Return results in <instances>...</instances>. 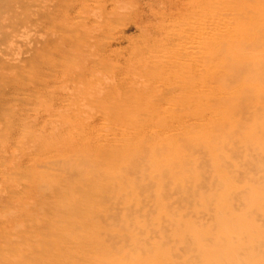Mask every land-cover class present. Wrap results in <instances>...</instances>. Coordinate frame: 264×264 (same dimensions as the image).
Here are the masks:
<instances>
[{
	"label": "rangeland",
	"instance_id": "1",
	"mask_svg": "<svg viewBox=\"0 0 264 264\" xmlns=\"http://www.w3.org/2000/svg\"><path fill=\"white\" fill-rule=\"evenodd\" d=\"M263 1L0 0V264H264V110L185 114L264 75Z\"/></svg>",
	"mask_w": 264,
	"mask_h": 264
},
{
	"label": "bare ground",
	"instance_id": "2",
	"mask_svg": "<svg viewBox=\"0 0 264 264\" xmlns=\"http://www.w3.org/2000/svg\"><path fill=\"white\" fill-rule=\"evenodd\" d=\"M264 2V1H263ZM4 8H5V6H4ZM12 8V7H11ZM13 9V8H12ZM12 9H10V10H12ZM232 14V13H231ZM234 16H236L235 14H233ZM239 15V14H238ZM242 18V17H241ZM214 21V20H213ZM258 22H260V21H258ZM2 23L3 22H1L0 23V32L3 30V27L1 26L2 25ZM234 23V22H233ZM230 24V23H229ZM232 25H234V24H232ZM232 27V26H231ZM231 27H229V28H231ZM234 28H232V29H230V30H233ZM225 30V29H224ZM247 30V29H246ZM262 30V29H261ZM263 31V30H262ZM260 32V31H259ZM256 33H257V31H256ZM221 34V33H220ZM258 34V33H257ZM257 36H260V34L259 35H257ZM4 37V36H3ZM217 38V37H216ZM248 38V37H247ZM250 38V37H249ZM255 38V37H254ZM260 38L261 37H259L258 38V40H260ZM1 39V38H0ZM149 39V38H148ZM255 40H256V38H255ZM149 41V40H148ZM257 41V40H256ZM168 42H169V39H168ZM253 42V41H252ZM167 43V42H166ZM171 43V42H170ZM255 43V42H254ZM173 44V43H172ZM222 44H223V42H222ZM222 44H219L220 46L222 45ZM252 44V43H251ZM261 44V43H260ZM241 45V44H240ZM261 45H263V44H261ZM152 46V45H151ZM252 47H253V45H251ZM255 46H258V43L256 42V44H255ZM260 46V45H259ZM258 46V47H259ZM264 46V45H263ZM262 46V47H263ZM222 47H224V45L222 46ZM244 47H250L249 45H247L246 44V46H244ZM252 47H251V49H252ZM159 48V47H158ZM220 48V47H219ZM241 48V47H240ZM242 48H243V44H242ZM261 48V47H260ZM260 48H257V49H260ZM224 49V48H223ZM244 49H247V48H244ZM250 49V50H251ZM254 49V48H253ZM254 50H256V48L254 49ZM162 51V50H161ZM222 51V48H220V52ZM224 51V50H223ZM222 51V52H223ZM248 51V50H247ZM152 52V51H151ZM176 52V51H175ZM221 52V53H222ZM148 53V52H147ZM149 53H150V51H149ZM148 53V54H149ZM217 53H218V51H217ZM175 54V53H174ZM246 54V53H245ZM150 55V54H149ZM218 55H220V53L218 54ZM207 56H209V55H207ZM206 56V57H207ZM228 56H226V58H227ZM225 58V57H224ZM225 58V59H226ZM183 60V59H182ZM196 60H200V58L199 59H196ZM229 60L230 59H226V61L227 62H229ZM202 61H204V60H202ZM207 63H208V61H206ZM226 62V65H228V63ZM233 62V61H232ZM261 61H259V63H260ZM202 64H203V62H201ZM236 63V62H235ZM239 63V62H238ZM238 63H236L234 66H235V69H237V70H239L238 68H236L239 64ZM255 63V62H254ZM229 64H232V63H229ZM244 64V63H243ZM261 64V63H260ZM206 65V64H205ZM226 65H224V66H226ZM245 65V64H244ZM249 65H251V63L249 64ZM204 66V65H203ZM229 66V65H228ZM241 66H243V65H241ZM246 66H247V64H246ZM246 66H244V67H246ZM254 67L256 66V64L255 65H253ZM239 67H240V65H239ZM258 67V66H257ZM227 67H225V68H223V70H225ZM231 68H232V71L234 70L233 69V66L231 65ZM242 68V67H241ZM240 68V69H241ZM250 69V74H252L251 73V67H249ZM260 68H261V66H260ZM202 69V68H201ZM220 69V68H219ZM253 69V68H252ZM262 69H263V67H262ZM203 70V69H202ZM201 70V71H202ZM227 70V69H226ZM229 75H230V73H231V75H232V78L233 77H235L234 76V74L232 73V71H231V69L229 68ZM242 70V69H241ZM247 70V69H246ZM244 71H245V69H244ZM258 71V70H257ZM233 72H236L235 70L233 71ZM248 72V71H247ZM255 72V71H254ZM263 72V71H262ZM261 72V73H262ZM218 73H220V72H218ZM228 73V71L224 74L225 76L226 75H228L227 74ZM239 73V72H238ZM241 73H244L243 71L241 72ZM249 73V72H248ZM253 74H255V73H253ZM256 74H258V76H259V79L257 78L256 80H258V82L256 81V83H250V82H246L245 81V83H243V87H242V91L240 92V90H239V92L240 93H237V94H230V93H225V94H223V95H221V96H218V97H216V96H209L207 99H206V101H207V106H214V105H220V106H223L224 108L222 109V110H220V111H218V112H210L209 113V115L205 112V111H203L202 109H199L198 108V110L196 109L195 111H193V112H187L186 111V113L185 114H187V115H190L189 117L190 118H192V119H189V120H193V121H195V122H197V123H199V124H202V125H208V126H211V127H215V128H220V129H223V127H226V126H228V125H230V123L232 122H234L235 123V121H236V115L238 114H240L241 116H240V118H243V116H246V115H248V114H246V113H244L245 111H244V109H247V112H248V110L251 112L250 114V116L252 117H250L252 120H253V122H259V120H260V116H259V120L258 121H256L257 120V118H258V115H257V113L256 112H259L260 110H264V75L263 74H260V72L259 73H256ZM216 75H217V73H216ZM221 75H222V77H223V74L221 73ZM231 75H230V77H231ZM235 75H237V74H235ZM240 75V74H239ZM244 75H245V73H244ZM224 76V77H225ZM255 76V75H254ZM213 77H215V76H213ZM219 76H217V78H218ZM221 77V76H220ZM224 77H223V79H224ZM240 76H238V80L240 79L241 80V78H239ZM247 77V76H246ZM250 77H251V75H250ZM216 78V77H215ZM214 78V79H215ZM216 78V79H217ZM232 78H228V80H227V76H226V80H227V82L226 83H228V85H229V83L231 82V83H233V84H235V81L237 82V79L235 80V81H233L232 80ZM236 78V77H235ZM254 78H256V76L254 77ZM214 79H211L212 81L214 80ZM251 78H249V80H250ZM142 80V79H141ZM225 80V81H226ZM244 80V79H243ZM245 80H248V79H245ZM248 80V81H249ZM212 81H210V84L211 83H213ZM221 81H222V79H221ZM224 81V80H223ZM229 81V82H228ZM233 81V82H232ZM207 82V81H206ZM217 82H219V84H220V81H217ZM216 82V83H217ZM251 82H253V81H251ZM110 83H111V81H110ZM225 83V84H226ZM230 83V85H232ZM218 84V83H217ZM223 86H224V83H221ZM219 85V86H221V88H222V85ZM229 85V86H230ZM143 86V85H142ZM148 86V85H147ZM226 86H227V84H226ZM226 86H225V88H226ZM233 86V85H232ZM133 87V86H132ZM145 87V86H144ZM160 87H161V85H160ZM234 87V86H233ZM173 88V87H172ZM175 88V87H174ZM229 87H227V89H228ZM145 90H146V88H144ZM171 88H169L168 90H170ZM224 89V88H223ZM225 90V89H224ZM173 91H174V89H173ZM167 92V91H166ZM119 93V92H118ZM167 94V93H166ZM163 94V93H161L160 95H158V97L156 98V100H157V103H162V102H164V101H167V100H169L170 98L168 97V95L169 94ZM180 95H184L183 97H185V96H187V95H190L191 93L190 92H187V91H180V93H179ZM90 98V97H89ZM155 101V100H154ZM244 101V102H243ZM175 110V109H174ZM181 111V110H180ZM242 112L244 113V114H246V115H242ZM181 113V112H180ZM184 115V114H183ZM239 117V116H238ZM246 118V117H245ZM245 118H243V120L245 119ZM248 118H249V116H248ZM247 119V118H246ZM250 119V120H251ZM238 120V119H237ZM250 120H246V121H248V123H249V121ZM252 120L250 121V122H252ZM246 121H245V123L243 122L242 124H246ZM237 122V121H236ZM239 123H241V122H239ZM253 124V123H252ZM258 124H260V123H258ZM161 125V124H160ZM237 125H238V123H237ZM253 126H254V124H253ZM100 151H98V154L99 155H104L105 156V162L104 163H106V165H107V167H109V168H111L112 166H117V164H118V162H120V163H122V164H120V169L122 170H120L121 172L119 173V175L117 174V173H115V174H117L118 175V177L120 176V174H125V175H128V174H132L133 172H137V170L138 169H136V168H138L137 167V165L135 164V163H128V162H126V160H122L123 158H122V156L121 157H119V156H117V155H113L114 153H112V154H110V153H108L109 152V150L108 149H103L102 150V148L101 149H99ZM103 156V157H104ZM159 161V160H158ZM83 162V161H82ZM103 162V161H102ZM86 163V162H85ZM83 164V163H82ZM174 164V163H173ZM86 165V164H85ZM175 165H177V164H175ZM80 167H81V165H79ZM78 167V166H77ZM80 167H78V168H80ZM76 168V167H75ZM75 168L73 169L74 170V172H75ZM43 169V168H42ZM72 171V170H71ZM77 171V170H76ZM177 171V170H176ZM124 172V173H123ZM69 173V172H68ZM67 174V173H66ZM65 174V175H66ZM71 174V173H70ZM76 174H78L77 176L80 178V180L79 181H81V187H79L81 190H82V195L79 197V200L77 201V204H76V202H75V200H70V199H68V201H67V203H70V204H72L73 206H80V205H83L82 203H83V201H89V203L90 202H92V200L95 198V197H97V196H103V194H105L106 192H109L108 190L110 189V187H107L109 184L106 182L105 183V185H103L102 184V182H95L94 183V181H93V177H91L90 175L92 174H90V175H88V174H83V175H81L80 173H78V172H76ZM95 174V173H94ZM64 175V176H65ZM93 175V174H92ZM97 175V174H96ZM97 177V176H96ZM115 177H117V176H115ZM64 178V177H63ZM69 178H72V177H69ZM76 178V177H75ZM122 178V177H121ZM51 182V181H50ZM93 183H94V186H92L93 185ZM114 183V182H113ZM113 183L112 184H110L111 186L113 185ZM116 183V182H115ZM44 185V184H43ZM54 185V184H53ZM47 186V185H46ZM57 186V185H56ZM101 186V187H100ZM118 186V185H117ZM117 186L116 185H114V187H116L117 188ZM140 186V185H139ZM144 186V185H143ZM175 186V185H174ZM69 187V186H68ZM141 187H142V185L140 186V187H137L138 189L140 188L141 189ZM42 188V187H41ZM40 188V189H41ZM116 188H114V190L116 189ZM146 188V187H145ZM108 189V190H107ZM142 189H144L143 187H142ZM107 190V191H106ZM143 191V190H142ZM110 192H112V191H110ZM105 196V195H104ZM66 201V200H65ZM147 203V202H146ZM86 204V203H85ZM71 205V206H72ZM60 206V205H59ZM81 207V206H80ZM137 211V210H136ZM140 211V210H139ZM97 215V214H96ZM94 217H96V216H94ZM112 217H113V215H112ZM97 218H99L100 219V217H99V214H98V216H97ZM118 218V217H117ZM110 219V218H109Z\"/></svg>",
	"mask_w": 264,
	"mask_h": 264
}]
</instances>
